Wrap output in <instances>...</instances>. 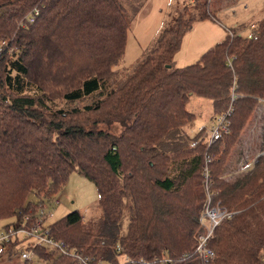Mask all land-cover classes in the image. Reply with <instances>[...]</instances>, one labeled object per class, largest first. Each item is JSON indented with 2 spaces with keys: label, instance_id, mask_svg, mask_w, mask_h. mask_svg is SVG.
<instances>
[{
  "label": "trees",
  "instance_id": "trees-1",
  "mask_svg": "<svg viewBox=\"0 0 264 264\" xmlns=\"http://www.w3.org/2000/svg\"><path fill=\"white\" fill-rule=\"evenodd\" d=\"M216 2L195 0L202 20L217 19ZM131 22L122 0H0V220L35 209L26 202L31 189L53 196L78 172L96 185L101 213L86 221L76 209L51 226L85 254L110 263L125 254L128 264H204L196 247L211 197L235 214L215 230L206 264H264V154L248 172L236 167L264 99V15L250 36L231 31L180 67L175 55L193 25L185 6L121 77ZM96 92L105 96L83 108L60 109L54 100ZM194 95L230 122L212 143L205 128L195 130L187 107ZM262 140L251 149L264 150ZM17 241L6 245L5 264ZM36 251L44 263L78 264L56 250Z\"/></svg>",
  "mask_w": 264,
  "mask_h": 264
},
{
  "label": "rangeland",
  "instance_id": "rangeland-1",
  "mask_svg": "<svg viewBox=\"0 0 264 264\" xmlns=\"http://www.w3.org/2000/svg\"><path fill=\"white\" fill-rule=\"evenodd\" d=\"M218 1L211 6L213 11H217V19L202 20L199 6L195 3V0H122L132 18V22L128 30L126 53L120 65L121 77H125L128 71H132L143 56L154 47L160 33L173 21V18L178 15L181 8L185 6L189 10L193 25L192 29L184 35L181 47L175 55V63L180 67L198 61L208 49L223 41L231 31H236L243 36H250L252 29L248 24L254 22L257 25V21L264 15V0ZM231 3L232 5H230ZM119 79L117 77L116 81ZM115 85L116 83L108 84L107 88ZM52 91L54 95V90ZM102 94L96 92L90 97L71 103L61 102L58 97L54 98V100L58 108L71 110L74 107L83 108L86 105L93 104L95 100L105 96ZM187 107L195 114V130L200 126H205L206 131L210 134L213 126L217 124L218 118L211 100L194 95L188 101ZM50 108L54 111V103H50ZM263 122L264 99L260 98L258 99L254 121L249 126L246 135V153L238 165L239 167L236 165L237 172H248V170L243 169L246 168V163L243 164V162L264 152V150L259 148L256 150L251 149L253 145L256 147L263 141ZM255 164L256 161L254 166ZM55 198L60 199V204L53 207L54 213L51 217V222L64 218L68 213L76 209L82 211L83 218L86 221L97 220L101 213L96 185L89 178L78 172H73L67 183L53 196H47L45 192H39L34 188L31 189L27 195L26 202H31L30 204L35 208L39 204H44L45 201ZM143 210L145 216L150 218L151 208L148 202L145 203ZM20 249L21 247L16 249L11 260L12 264H24L20 256ZM3 258L4 261H7L5 256ZM120 259L123 260L124 257L120 256ZM37 264L48 263L41 261L37 262Z\"/></svg>",
  "mask_w": 264,
  "mask_h": 264
},
{
  "label": "built area",
  "instance_id": "built-area-1",
  "mask_svg": "<svg viewBox=\"0 0 264 264\" xmlns=\"http://www.w3.org/2000/svg\"><path fill=\"white\" fill-rule=\"evenodd\" d=\"M39 14V9H36L32 16L29 17V22H34L36 15ZM255 27V26H254ZM253 27V28H254ZM252 28V29H253ZM230 122L225 115H218L217 124L213 126L210 133L209 141L219 139L223 134L229 132ZM206 128L201 126L200 129ZM264 154H258L254 158L247 159L243 162L246 168L244 170H251L254 167L257 158ZM242 164V165H243ZM206 178L208 173L205 172ZM60 204V199H53L45 201L44 204H39L35 209H20L12 219H6L2 222L0 220V259L8 251L6 245L12 244L13 239L18 241L12 247V257L17 248L20 249V256L24 262L28 264H37L42 259L38 255L37 248H49L56 250L59 254L74 259L78 264H128L130 259L128 255H123L124 259L118 262L110 263L104 259L95 258L91 255L85 254L66 243L62 239H58L52 231L51 217L53 216V207ZM235 212L229 211L224 207L220 201L215 202L211 197H208L207 205L201 215V224L203 231L198 236V243L196 252L206 264L210 258L215 255L214 250L210 247V241L214 235L215 230L222 224V222L229 220ZM84 219V218H83ZM164 261H171L169 255L164 256Z\"/></svg>",
  "mask_w": 264,
  "mask_h": 264
},
{
  "label": "crops",
  "instance_id": "crops-1",
  "mask_svg": "<svg viewBox=\"0 0 264 264\" xmlns=\"http://www.w3.org/2000/svg\"><path fill=\"white\" fill-rule=\"evenodd\" d=\"M233 5H234V4H233ZM248 26L252 29V28L255 26V23H254V22H251V23L248 24ZM200 127H201V126H200ZM200 127H199V128H200ZM2 262H3V260H2V258H1V263H0V264H5V262H3V263H2ZM7 264H12V263H11V262H8Z\"/></svg>",
  "mask_w": 264,
  "mask_h": 264
}]
</instances>
